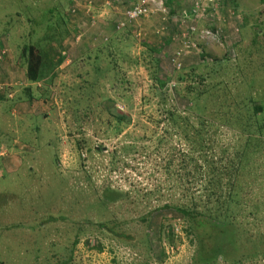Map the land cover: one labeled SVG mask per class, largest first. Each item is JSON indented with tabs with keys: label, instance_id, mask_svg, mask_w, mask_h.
<instances>
[{
	"label": "rangeland",
	"instance_id": "374dc122",
	"mask_svg": "<svg viewBox=\"0 0 264 264\" xmlns=\"http://www.w3.org/2000/svg\"><path fill=\"white\" fill-rule=\"evenodd\" d=\"M104 1L76 0L71 14L74 0H0V264H264V0H213L193 34L179 16L197 0ZM144 1L151 14L117 31L122 12ZM184 38L211 61L188 51L176 69ZM29 46L43 57L35 83ZM158 80L169 94H227L220 105V92L208 98L205 131L210 156L239 161L238 196L210 229L162 208L177 195L166 198L173 182L158 171L155 140L169 152L179 143L156 122L162 108L189 104H158ZM223 107L236 124L209 127Z\"/></svg>",
	"mask_w": 264,
	"mask_h": 264
},
{
	"label": "trees",
	"instance_id": "16d2710c",
	"mask_svg": "<svg viewBox=\"0 0 264 264\" xmlns=\"http://www.w3.org/2000/svg\"><path fill=\"white\" fill-rule=\"evenodd\" d=\"M1 49L2 47H0V51H3ZM23 54L27 61V80L30 83L38 82L41 80L44 70L43 57L39 49L29 46L24 49ZM198 55H200L203 62L211 61L203 52H198ZM223 60H227V58ZM158 83L160 87L152 89L153 98H157L160 101L158 104H164L172 99V97H177L189 104L187 110L182 112L174 107L162 108L161 118L156 122L158 128L161 127L159 124H163L162 129L164 133L166 135L169 134L168 136L171 138H176L179 143L176 146L177 148L169 152L165 137L155 140L154 153L152 155L154 156L156 166L160 169L158 171L162 172L166 181L171 180L173 182V186L169 185L166 189L168 191L166 198H174L172 191L177 195L175 202L174 200H170V202L163 204L162 208L171 209L177 213L182 220H185L188 227L193 223L197 231L210 229L212 228V222L217 219L219 214H229L231 204L238 196L235 184L240 177L239 161L236 160L233 163L232 158L218 157L216 159L215 156H210V152L214 148H212L213 144H211L212 142H210L205 131L206 122L204 117L207 115L205 105L208 102V98L212 99L215 97L214 94L220 92L221 97H215L216 103L220 105L221 101L223 103V99L221 98L226 99L227 94L222 96V91L219 89L220 86H208L204 90H191L187 87L184 91L174 90L173 93L169 94L167 90L165 91L166 82L163 83L158 80ZM25 92L30 98L31 94L29 90L27 89ZM248 103L253 107L255 113L262 111L259 103L253 102L250 99ZM230 108L223 107L218 113L212 114L214 120L208 126L211 128L214 126L223 128L228 123L235 125L237 121L235 114L223 112L224 110H230ZM189 111H193L195 114L197 124L191 122ZM228 115H230L229 118ZM115 117L116 120L123 121L122 117ZM135 125L133 124V126ZM100 151L101 149L96 151L94 148L95 154H98ZM164 151L167 152L164 153ZM234 151H239V149H234ZM113 154H116V152H113ZM224 181L227 183L223 184ZM105 192L113 193L114 190L107 189ZM141 192H138V194ZM144 193H147V191L142 193L143 197L145 196ZM158 194H160V191ZM108 223L110 222L98 223V227L105 229L108 227Z\"/></svg>",
	"mask_w": 264,
	"mask_h": 264
},
{
	"label": "built area",
	"instance_id": "2783aa9c",
	"mask_svg": "<svg viewBox=\"0 0 264 264\" xmlns=\"http://www.w3.org/2000/svg\"><path fill=\"white\" fill-rule=\"evenodd\" d=\"M74 2H76V0H74ZM201 0H197L191 7H189L187 10H184L181 12L180 16H179V20H181L182 22H187L189 20V22L192 21V26H189V30L187 31V33L193 34L195 32V23L198 21L199 17H202V15L206 12V10L210 11L211 13L216 12V8H214V1L213 0H209V3L211 4L210 7H208V5L203 6V4L201 3ZM144 4H130L121 14V16L119 17V19L117 20L116 24H114V27L117 31L121 30L122 28L128 26L129 24L137 21L138 19L141 18H145L147 15L151 14V10L149 7H147L145 5V2H143ZM77 2L75 3V5H73V8L71 10V14H73L75 12L74 8L76 7ZM198 13H200V15L198 16ZM205 35L207 36H211L213 38H218L219 40L221 37V34H219V32L216 33H211V32H206ZM201 38H203V35L201 34ZM184 41L181 43L180 49H178L174 54L173 57L171 59V63L172 65L176 68V69H180L181 64L179 62L180 58L182 56H184L188 51H195L196 53L198 52L196 46L192 43H189L188 41H186V38L183 39ZM222 43L225 42L223 40H221ZM5 55L4 51H0V60L3 59ZM1 85H0V89H1Z\"/></svg>",
	"mask_w": 264,
	"mask_h": 264
},
{
	"label": "crops",
	"instance_id": "0c3cea01",
	"mask_svg": "<svg viewBox=\"0 0 264 264\" xmlns=\"http://www.w3.org/2000/svg\"><path fill=\"white\" fill-rule=\"evenodd\" d=\"M112 2H116L117 0H111ZM146 1V0H145ZM144 1V2H145ZM103 2H104V5H107L108 3L107 2H105L104 0H99V2H97L96 4H97V6H99V5H101V4H103ZM103 8V7H102ZM104 10V9H103ZM100 12H102V10L100 11Z\"/></svg>",
	"mask_w": 264,
	"mask_h": 264
}]
</instances>
